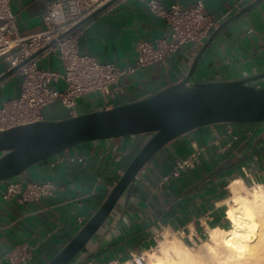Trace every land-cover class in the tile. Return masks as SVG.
<instances>
[{"label":"crops","instance_id":"obj_1","mask_svg":"<svg viewBox=\"0 0 264 264\" xmlns=\"http://www.w3.org/2000/svg\"><path fill=\"white\" fill-rule=\"evenodd\" d=\"M46 1L11 0L20 34L27 36L44 29ZM148 1L117 0L86 21L77 30L80 51L122 68L131 65L139 41L155 43L170 33L167 21L150 10ZM156 1L168 7L173 2L189 6L199 0ZM203 1L214 16H226L221 24L250 3ZM209 38L202 45L189 43L180 47L167 57V65L150 64L134 74L122 76L113 87V107L144 99L181 80ZM38 66L63 73L58 52L40 58ZM12 67L11 58H0V77ZM263 72L264 0L215 35L192 79L194 82L228 81ZM21 86L22 75L17 70L0 80V106L18 96ZM50 87L60 91L65 88V82L62 78L51 79ZM102 106L100 96L89 93L77 99L74 109L77 116L103 109ZM42 114L43 120L72 117L60 99L45 106ZM144 139L145 136L138 135L80 143L20 175L0 181V264H10L7 253L23 241L30 244L32 251L27 264H47L100 208ZM195 148L202 151L201 163L173 176L171 172L177 162L190 156ZM78 157H83L84 162L73 160ZM238 177L248 186L264 183V122L208 125L172 141L138 174L128 202L125 196L118 203L76 264H86L89 260H124L131 252L148 251L167 232L181 237L189 246L198 244L208 226L229 225L225 214L227 205L221 202L230 196L231 180ZM45 181L61 187L55 197L32 202H20L18 196L4 199L11 183L26 185Z\"/></svg>","mask_w":264,"mask_h":264},{"label":"water","instance_id":"obj_2","mask_svg":"<svg viewBox=\"0 0 264 264\" xmlns=\"http://www.w3.org/2000/svg\"><path fill=\"white\" fill-rule=\"evenodd\" d=\"M115 1L112 0L76 27ZM262 1L253 0L221 24L193 57L184 77L153 95L70 118L38 120L0 131V181L20 175L31 166L80 143L145 136L140 150L100 208L47 264H76L109 221L118 203L125 196L128 202L138 174L172 141L208 125L264 122V72L228 81L194 82L192 79L215 35L225 25L247 15ZM20 65L13 66L0 80ZM255 80H259V86L253 83Z\"/></svg>","mask_w":264,"mask_h":264},{"label":"built area","instance_id":"obj_3","mask_svg":"<svg viewBox=\"0 0 264 264\" xmlns=\"http://www.w3.org/2000/svg\"><path fill=\"white\" fill-rule=\"evenodd\" d=\"M111 1L47 0L43 15L44 29L24 36L19 32L11 0H0V58H11L13 66L21 64L17 72L22 75L20 94L0 106V131L43 120L42 109L57 99L62 100L72 116H76L74 108L77 99L89 93L100 96L103 108L113 107V87L122 76L134 74L150 64L167 65V57L180 47L189 43L202 45L226 17L214 16L208 11L203 0L189 6L173 2L168 7L156 0H149L150 10L167 21L170 33L155 43L148 40L139 41L134 62L122 68L113 62H103L94 55L82 53L77 40V30L81 26L76 27L77 24ZM51 52L59 53L63 73L47 71L38 66L40 58ZM26 59L28 60L24 62ZM59 78L64 80L65 88L60 91L53 90L50 80ZM201 153L200 148H195L190 156L177 162L171 174L179 176L182 171L195 168L201 163ZM73 160L84 162L83 157ZM243 169L247 173L246 169ZM247 175L249 176L248 173ZM60 189L61 187L52 181L30 182L26 185L11 183L4 199L18 196L20 202L38 201L55 197ZM78 220L82 222L83 218L78 217ZM204 235L208 238L206 233ZM156 247L157 245H154L148 251ZM148 251L131 252L124 260H89L86 264H146ZM31 257L30 244L26 241L17 243L7 253L10 264H27Z\"/></svg>","mask_w":264,"mask_h":264},{"label":"bare ground","instance_id":"obj_4","mask_svg":"<svg viewBox=\"0 0 264 264\" xmlns=\"http://www.w3.org/2000/svg\"><path fill=\"white\" fill-rule=\"evenodd\" d=\"M227 227H207L205 241L214 264H264V183L248 186L241 177L229 183ZM223 204V205H224ZM167 232L158 250L148 251L146 264H200L203 255ZM212 257V256H211ZM128 264H131L130 262Z\"/></svg>","mask_w":264,"mask_h":264},{"label":"rangeland","instance_id":"obj_5","mask_svg":"<svg viewBox=\"0 0 264 264\" xmlns=\"http://www.w3.org/2000/svg\"><path fill=\"white\" fill-rule=\"evenodd\" d=\"M258 81L259 80H255V81H253V83H257ZM250 185H253V184H250ZM173 236L174 235H172L171 237H173ZM162 240H163L162 237H160V238L157 239V243H156L157 247L154 248V249L158 250L159 245H160V241H162ZM206 240H208V238L207 237H204L203 240L200 241L198 244H195V245L190 246V247H192L193 249H198V251H200L202 253V255H203V261H201L200 264H214L213 263V261H214V259H213V253L208 249L207 245L205 244V241Z\"/></svg>","mask_w":264,"mask_h":264}]
</instances>
